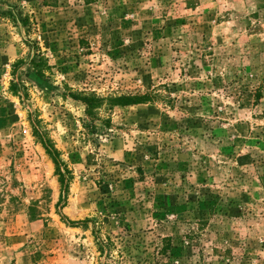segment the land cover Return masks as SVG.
<instances>
[{"label": "rangeland", "instance_id": "1", "mask_svg": "<svg viewBox=\"0 0 264 264\" xmlns=\"http://www.w3.org/2000/svg\"><path fill=\"white\" fill-rule=\"evenodd\" d=\"M50 1L0 0V264H264V0Z\"/></svg>", "mask_w": 264, "mask_h": 264}, {"label": "trees", "instance_id": "2", "mask_svg": "<svg viewBox=\"0 0 264 264\" xmlns=\"http://www.w3.org/2000/svg\"><path fill=\"white\" fill-rule=\"evenodd\" d=\"M51 3H53V1L43 0V4H45V5H51ZM34 65L37 68L38 62L35 63ZM37 72H38V69H37ZM143 99H144L143 96H121V97H117L115 99H110V104L111 105L136 104V103L143 102ZM81 100L86 105V110L89 114H92L93 110L96 107H99V105L101 103L100 102L101 100H99V98L95 97V96H91V97L84 96V97H81ZM31 122L33 125L34 135L36 136L37 139H39V141L41 142L46 153L52 158V160L56 166L57 174L59 176V183L61 185L60 199H62V198H64L65 192L67 190V179H66V175H65L64 171H61V169L59 167V161L56 157L57 150L54 148V146L49 141V139H46L45 135L40 131V129L38 127L39 121L37 119H33Z\"/></svg>", "mask_w": 264, "mask_h": 264}]
</instances>
